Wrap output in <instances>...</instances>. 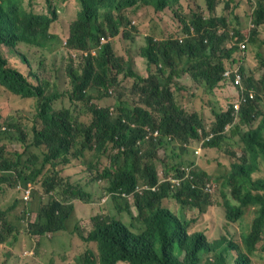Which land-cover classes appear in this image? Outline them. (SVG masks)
I'll return each instance as SVG.
<instances>
[{"label":"trees","instance_id":"16d2710c","mask_svg":"<svg viewBox=\"0 0 264 264\" xmlns=\"http://www.w3.org/2000/svg\"><path fill=\"white\" fill-rule=\"evenodd\" d=\"M77 1L78 15L62 31L56 26L60 15L55 8L57 3L52 0H46L47 4L42 3L40 8L37 0H0V88L10 94L9 98L12 94L24 103L32 100L37 115L48 120L42 130H37L33 125H28L29 129L13 120L2 122L0 115V168L3 172L15 169L14 173L3 175L0 184L6 178L9 181L10 176L15 177V188L18 182L27 186L32 182L36 184V174L41 175L47 165L51 169L49 174H44L41 188L47 194L56 190V196H51L41 208L37 221L30 224L33 229L29 233L41 235L66 231L67 222L72 219L71 201H88L90 195L80 184H70V179L61 177L57 161L63 155L81 159L91 150L95 154L88 175L98 176L96 167L107 168L99 178L109 184L107 193L112 194L116 213L93 217L94 226L85 241L98 243L99 257L88 250L78 264H199L202 254L207 251L212 256L205 264H250V256L257 255V250L264 253V243L258 246L264 238V179H252V174L259 169V160L264 163V57L257 52L258 69L247 68L246 54L239 48V43L254 47L261 41L264 46L258 29L264 26V0H245L247 16L253 24L251 28L237 13L235 0H200L205 9L197 4L198 0H194L195 8L184 7L181 0ZM151 6L152 14L164 15L166 8L173 9L172 18L180 28V34L159 40L145 34L141 17L146 11L143 9ZM42 7L44 10L40 11ZM92 10L99 12L91 16ZM225 10H228L227 15ZM190 28L194 32L190 33ZM119 35L125 45L129 40L131 47L136 44L139 47L142 39L139 53L127 48L118 55L111 42L118 40ZM103 37L111 39L101 44ZM35 47L43 53L64 51L66 80L31 75L28 67L37 63L43 69L45 63L43 59L35 62L28 57L27 52ZM95 49L97 57L82 60L81 51ZM10 59H16L17 64L10 65ZM137 59H147L148 69L145 78L136 76L133 97L116 96L108 102L109 99L104 98L108 90H117L120 85L94 75L95 70L116 69L117 73H123ZM236 66L240 67L244 88L254 93V100L249 101L236 117L238 122L232 117L231 100H224L220 105L216 98L217 91L227 87L223 72ZM47 69L54 73L52 68ZM200 88L215 96V100L211 97L209 100L213 103L209 102L213 115L210 123L188 105L185 108L181 105L187 94L192 97ZM110 106H116L115 115H111ZM82 115H88V119L83 120ZM123 119L127 123H123ZM255 120L258 122L253 125ZM235 122L237 124L230 133L239 136L242 153L230 163L229 173L220 182L218 195L221 198L218 201L212 202L211 193L206 189L211 178L206 173H199L191 183L184 181L178 192L169 189L165 183L158 191L142 189V193L130 195L134 210L120 206L122 200L127 199L124 194L133 193L136 185L157 183L155 164L167 171L174 168L169 155L164 153L169 148V138L175 145H178L176 140L180 142V153L172 150L173 158H180L172 174L176 177L181 165H190L192 160L188 155L209 133L213 137L202 146L225 150L223 140L228 129L225 128ZM145 126L159 131L157 142L143 138ZM12 133L17 134V139ZM9 139L22 143L26 151L20 155L15 152L5 155L13 152ZM33 147L41 151L44 164L31 171L29 178L20 169L25 167L22 159L30 155ZM32 159L36 160L34 154L28 158ZM104 160L108 161L105 166ZM6 191L3 189L2 194ZM18 200L23 201L21 196L17 197L15 208L11 204L9 210H16ZM170 200L173 203L167 206ZM208 206L215 207L227 222L251 218L250 230L243 236V250L231 243L225 244L224 239L208 243L203 233L188 232L189 224L181 210H195L200 215ZM123 213L130 215V222L121 219ZM5 215L0 212V223L5 224V229L0 228V243L18 233L5 235V230L12 232L8 222H3ZM75 229L81 232L78 226ZM232 247L237 248L233 263L228 254Z\"/></svg>","mask_w":264,"mask_h":264},{"label":"rangeland","instance_id":"374dc122","mask_svg":"<svg viewBox=\"0 0 264 264\" xmlns=\"http://www.w3.org/2000/svg\"><path fill=\"white\" fill-rule=\"evenodd\" d=\"M39 3L38 8H40L42 3H46V0H37ZM53 3H57V6L60 10V20L57 22V28H60L62 31H65L71 19H73L77 15L78 7L75 2H69L67 4L58 3L60 0H52ZM238 4V13L240 14L242 20L246 22L247 20V11L248 6L244 0H235ZM184 7H192L195 8L194 0H190L189 4L185 0H181ZM197 4L201 6V9H205V6L202 1L198 0ZM244 4V6H243ZM153 9V6L148 9L144 8L145 14L141 17V28L143 32L150 36H155L156 40H159L164 37H168L170 35L180 34V28L176 25L175 21L172 18L174 14V10L171 8H166L165 14H157L150 13ZM219 10L222 11V6L218 7ZM44 10V7L40 11ZM142 10V11H143ZM227 11L225 10V15H227ZM163 12V11H162ZM164 16V18H163ZM134 17H138V15H134ZM135 19V18H134ZM158 22H157V21ZM261 33V37L264 39V27L259 29ZM160 36V37H159ZM122 37L119 35L118 40H112V44L114 45L116 52L118 55H122L124 49H130L133 53H139V47L143 45L142 39L140 40L139 47L137 44L131 47V42L128 40L125 45V40L121 39ZM111 37H107L106 40H110ZM261 46V49L260 47ZM258 48L263 52L264 46L261 44V41H258L254 47L248 46L247 54H246V67L247 68H256L258 69V63L255 60L256 56L259 55ZM58 53V54H57ZM57 53H49L45 51L44 53L40 48H34L31 51L27 52L29 58L33 59L35 62L37 60H44L43 69L39 67L37 63L31 65V71L37 75L42 76H52L58 77L59 79H65L64 67L67 65V59L63 50L58 51ZM264 55V52H263ZM55 58H58L55 60ZM142 69L145 68V62L147 59L143 61ZM12 64H17L16 61L12 60ZM48 68H52L54 73H50ZM56 75V76H55ZM134 83V79H132V84ZM131 86V82L125 81L123 85L117 88V94L121 97L128 98V89ZM234 89L230 86L227 87V90H218L216 98L221 102L224 100H231V96H233ZM213 94V95H212ZM9 93L0 88V115L1 121L5 120H13L18 122L24 126L33 125L35 126V113L36 110L32 100H27L25 103L19 98H15L11 94V98H9ZM210 97L215 100L214 93L211 94L205 93L202 89H200L197 94L190 97L189 94L186 95L185 100L182 102V106H189L191 110H199L201 113H198L202 118H204L207 123H210L212 120V116L209 114V100ZM7 100H9L8 103ZM113 99H109L108 102H112ZM233 101V100H232ZM211 103V102H210ZM213 103H211L212 105ZM83 120L88 119V115H82ZM238 122V121H237ZM237 122L233 123L231 126L226 127L225 138L223 140L226 145L225 150L222 152H218L216 149L206 148L201 150L199 157H193V154L190 153L188 158L190 160H195V168L205 170L206 174L212 177L211 184H214V187L210 191V195L212 196V202L218 201L221 197L218 195V189L220 185V178L223 177L229 171V166L231 162H234L238 159V157L242 153V143H240V139L238 135H231V130H233L234 126ZM258 120L253 123L256 125ZM14 138H17L16 133H12ZM9 143L11 144V149L13 152L6 153L5 155L13 154L20 155L26 148L22 143L16 142L13 139H9ZM15 145V146H14ZM176 154H179V150H175ZM34 154L36 160H28V157ZM24 156L22 159V163L25 167L20 170L23 171L29 178H31V171L38 170L43 167L44 158L41 151L38 148H31V153ZM180 160V158L174 159L172 156L169 158L170 163H174L175 161ZM92 161L91 153L87 152V155L81 159H73L71 163L66 166H59L58 170L61 171L64 175L66 172H71L70 176L73 177L70 184H80L85 188V190L89 193V200H74L71 201L73 205V211L71 220L67 222L66 228H69L68 231L57 233L59 235H51V237L43 236L40 238H36L35 236L26 234V231L32 230L33 227L30 226L32 222L37 221L38 214L40 213L41 206L47 202V200L56 193L52 191V193L46 195L42 190V182L44 180V174H49L50 165H47L41 175L36 174V184L32 182V186L34 187V191L32 192V197L29 201L23 203V201L18 200V205L16 210H9V205H13L15 208V204L17 202V197L22 196V192L28 191L30 192L27 185H24L20 182L17 184V188L13 187L15 183V177L10 176V180L4 179L1 181L0 187L7 190L5 194L0 195V212H5L6 215L3 217V222L7 221L8 225L12 232L7 233L5 230V235L10 236L13 232L16 233L18 238L17 240L10 239L9 246L11 251L6 247L0 252V264H78L80 257L88 250L92 251L93 254L98 258V243L97 242H86L85 238H87L89 232L93 228V217H103L107 216V214L116 213V203L112 200V196L107 193V188L109 184L104 180L100 179L99 176L93 174H89V164ZM108 161L104 160L103 166L107 164ZM29 166V169H27ZM107 168L104 167H96L99 175L102 176L105 174ZM162 171L164 170L161 167ZM94 171V170H92ZM15 169L10 170L9 172H3L0 168V178L3 175H7V173H14ZM165 172V171H164ZM168 173H172L171 170H168ZM35 174V173H34ZM253 179L264 178V163H261L259 160V169L258 171L253 173ZM219 178V179H218ZM1 180V179H0ZM236 181V180H234ZM233 181V182H234ZM18 185H20V190H18ZM25 186V187H23ZM138 191L141 190L140 187H136ZM135 190L131 194H124V197H127L126 200H122L120 206L126 210H134L132 203V194L136 193ZM119 204V200L117 202ZM173 201L170 200L166 203L167 206L172 205ZM183 210V211H182ZM181 214L185 217V219L190 220V226L188 227V232L192 233L194 231L202 232L206 240L208 242H212L214 240L223 238L227 242H230L233 245L238 246L243 249L245 242L243 235H245V231L247 229V223L249 216H247L240 223H234L232 221L227 222L223 215L218 212L215 207H208L204 214L198 215L195 210H187L182 209ZM180 211V209H179ZM120 217L125 222H130L131 217L128 213L120 214ZM22 219V220H21ZM26 224H29L26 226ZM139 225V223H136ZM78 226L81 232L76 231L75 227ZM0 228L5 229V224L0 223ZM15 234V235H16ZM14 236V235H13ZM264 243V238L258 243V246ZM34 249L35 257L33 259L22 258V256H26L23 253L24 250ZM230 262L236 258V249L232 248L230 253ZM257 255L252 256L250 258V264H264V253H261L257 250ZM210 253H205L202 256V260L199 264H205L206 259L209 257ZM99 264V263H98ZM118 264H126L124 262H119Z\"/></svg>","mask_w":264,"mask_h":264},{"label":"clouds","instance_id":"9594fccd","mask_svg":"<svg viewBox=\"0 0 264 264\" xmlns=\"http://www.w3.org/2000/svg\"><path fill=\"white\" fill-rule=\"evenodd\" d=\"M75 2L76 3V5H77V7H78V11H77V15H78V13H79V11H80V6H79V3H78V1L77 0H67V1H59L58 3H62V4H67V3H69V2ZM246 2H245V0H244V4H245ZM244 4H243V6H244ZM55 8H56V10H57V15H60V10H59V8H58V6H57V4H56V6H55ZM236 11H237V13H238V11H239V9H238V4H237V9H236ZM98 12H99V10H92V11H90V14H91V16H94V15H97L98 14ZM239 14V13H238ZM240 15V14H239ZM246 25H247V27H249V28H251V27H253V24L250 22V18L247 16V20H246ZM57 24V23H56ZM261 27H264V26H260L258 29H260ZM189 31H190V33H192V32H194V30H193V28H190L189 29ZM107 39V37H103L102 39H101V44H104V43H107V42H109L110 40H106ZM179 42H181V40H179ZM258 42V41H257ZM256 42V43H257ZM260 47V49H261V46H259ZM239 48L243 51V52H245V54H247V50H248V46H247V44L245 43V42H241V43H239ZM260 49L258 48V52H260L261 54H262V56L264 57V55H263V52H264V50H263V52L262 51H260ZM81 53H82V60L83 61H85L89 56L90 57H97L98 56V52H97V50L95 49V50H91V51H81ZM12 60H14V61H16L17 62V60L16 59H10V65H12ZM136 62L134 63V64H130L129 65V67L123 72V73H117V70L116 69H113V70H107V71H105L104 69H96L95 70V72L93 73L94 75H96V76H98V77H100V78H102V79H104L105 81H108V82H117L116 84L117 85H123V82H125V81H129V82H131V86L129 87V88H127L128 89V98H131V97H133V94H132V91H133V87H134V83H135V79H136V76H140V77H142V78H145V76L147 75V63L145 62V68L144 69H142V65H143V61H144V59H137V60H135ZM31 66L30 67H28V70L30 71V73H31V75H33V74H35L34 72H32L31 71ZM30 75V76H31ZM37 75V74H36ZM223 79H225L226 80V82H227V87L228 86H230V87H232L233 89H234V93H233V96H231L232 98H231V108H232V117L234 116V121H237L236 120V117H238V114L240 113V111L244 108V107H246L247 105V103L249 102V101H253L254 100V93L252 92V91H248V90H246L245 88H244V86H243V84H242V74H241V72H240V67L239 66H236V67H234V68H231V69H226L224 72H223V77H222ZM132 79H134V83L132 84ZM29 80H30V82H32V84L33 85H37V83L35 82V81H33V79H30L29 78ZM115 84V85H116ZM227 87L226 88H224V89H226L227 90ZM117 89V88H116ZM200 89H202V88H200ZM224 89H222V90H224ZM203 90V89H202ZM117 91L118 90H114V89H109L108 90V94L107 95H105L104 96V98H107V99H114L116 96H119L118 94H117ZM204 91V90H203ZM135 96V95H134ZM119 97H121V96H119ZM135 97H137V98H139L138 96H135ZM27 100V99H26ZM233 100V101H232ZM110 109H111V115H115L116 114V111H117V108H116V106H110L109 107ZM183 108H185V106H183ZM197 114L198 113H201L199 110H194ZM209 114L212 116L211 118H212V120H213V115H212V113H211V110H210V108H209ZM199 115V114H198ZM122 116V114H119V117H121ZM200 116V115H199ZM201 117V116H200ZM202 118V117H201ZM204 119V118H203ZM211 120V121H212ZM35 129H37V130H42L43 128H44V126H45V124H47L48 123V120L44 117V116H38L37 115V111H36V113H35ZM254 122H256V120L254 121ZM253 122V123H254ZM123 123H127V120L126 119H123ZM3 129H5V128H3ZM144 131H145V133H144V136H143V138L145 139V140H147V141H153V142H157V140L159 139V137H160V134H159V131L157 130V129H151L150 127H147V126H145L144 128ZM226 129V128H225ZM13 136V135H12ZM213 137V134L212 133H209L208 135H206L205 137H203L202 139H201V142H200V144L198 145V146H196V147H194L193 148V151H192V154H193V157H199L200 156V153H201V150H202V148L203 149H206L207 147H203L202 146V144L204 143V141H209L211 138ZM17 139V138H16ZM0 140H1V137H0ZM168 140H170V145H169V148L168 149H166V150H164V153H165V155H169V157H173V155H172V150L175 152V150H181V148L178 146V145H180V142L178 141V140H176V143L178 144V145H175V142L172 140V139H168ZM184 147H187V145L186 146H184ZM78 148H81L80 146H78ZM210 149H213V148H210ZM214 149H216V148H214ZM73 150H75V148H73ZM218 152H222V150H219V149H216ZM87 152H90L91 153V157H92V161L94 160V158H93V155L95 154V152H93V151H91V150H89V151H87ZM87 152L85 153V155H87ZM29 158V157H28ZM44 158V157H43ZM73 159H77V158H75V157H70V158H68L66 155H63L62 157H60V160L59 161H57L58 163H59V165H58V167L59 166H66V165H68L69 163H71V160H73ZM67 161H69V162H67ZM180 162V160H178V161H175L174 163H173V165H174V168L173 169H170L171 171H172V173H168V171L166 170V168L165 167H163V166H161V165H159V164H155V172H156V179H157V183L156 184H154V185H149V184H144V185H142V184H138V185H136V187H140L141 186V190L140 191H138V189H135V190H137V193H142V189L143 190H148V191H158L159 189H160V187H161V185L162 184H167V187L169 188V189H171L172 191H179V190H181V186H182V183L184 182V181H189L190 183L192 182V181H194V179L196 178V176H198V174L199 173H206V171L205 170H201V169H198V168H195V160H192L191 161V163H190V165H181L179 168H178V171L176 172V177H173L172 176V174L175 172V165L176 164H178ZM25 166V165H24ZM58 167H57V170H58ZM161 167H163L164 168V170L162 171V169H161ZM230 167V166H229ZM229 170H230V168H229ZM165 171V172H164ZM71 172H66V174L64 175L61 171H60V175H61V177L62 178H64V179H73V177L72 176H70L71 174H70ZM228 173H229V171H228ZM227 173V174H228ZM227 174H225L223 177H225ZM253 175V174H252ZM98 176L100 177V175L98 174ZM208 177H210L211 178V180H212V177L211 176H209L208 175ZM223 177H219L220 178V182H222L223 181ZM218 178V179H219ZM252 179H253V176H252ZM259 179H264V178H259ZM259 179H256V180H259ZM254 180V179H253ZM211 182L212 181H210V184H207L206 185V189L208 190V192L210 193V191H211V189L214 187V184H211ZM20 185L18 186V190H20ZM28 188H29V190H30V192H29V197H28V199H25V195H26V192L27 191H25V192H22L21 191V193H22V200L24 201V202H27V201H29L30 199H31V197H32V192L34 191V187L32 186V185H29L28 186ZM2 191H3V188L2 187H0V195H1V193H2ZM52 193V192H51ZM46 195H48L47 193H45ZM50 194V193H49ZM110 196L112 195V194H109ZM56 196V194H53L52 195V197H55ZM45 204V203H44ZM44 204L41 206V208L44 206ZM208 207H210V206H208ZM207 207V208H208ZM2 208H0V210H1ZM183 209H187V208H183ZM41 210V209H40ZM205 213V212H204ZM203 213V214H204ZM182 215V214H181ZM183 217V216H182ZM184 218V220L185 221H187L188 222V224H189V226H190V220H187V219H185V217H183ZM246 217H242V218H240V219H238L237 221H235L234 223H240V221L242 220H244ZM249 221H248V223H247V229H246V231H245V234H247L248 232H249V230H250V225H251V218H249L248 219ZM36 222V221H35ZM35 222H32V224H34ZM29 224H26V226H28ZM69 230V228H67L66 229V231H68ZM62 232H64V231H62ZM57 233H60V232H57ZM57 233H52V232H46V233H42L41 235H38V234H31V233H29V230L28 231H26V234H29V235H32V236H35L36 238H40V237H43V236H48V237H51V235L53 234V235H59V234H57ZM192 233H200V231H194V232H192ZM192 233H190V234H192ZM202 233V232H201ZM205 236V235H204ZM244 236V235H243ZM17 238H18V236H17V234L16 235H14V236H12V237H10V238H8L7 239V241L6 242H3V243H0V252H1V250L3 249V247H6L8 250H10L11 251V248H10V246H9V242H10V239H12V240H17ZM205 239H206V237H205ZM220 239H223V238H220ZM217 240H219V239H217ZM225 240V239H224ZM207 241V240H206ZM214 241H216V240H214ZM214 241H212V242H214ZM208 242V241H207ZM208 243H210V242H208ZM228 243H230V242H227L226 240H225V244H228ZM233 245V244H232ZM236 246V245H235ZM236 247H238V246H236ZM232 248H235V247H232ZM232 248H230L229 249V251H228V254L230 253V251H231V249ZM239 248V247H238ZM244 248H245V245H244ZM243 248V249H244ZM236 249V253H237V248H235ZM241 249V248H240ZM243 249H241V250H243ZM23 253L24 254H26V256H22V258H29V259H33L34 257H35V252H34V249H26V250H24L23 251ZM207 253H209L208 251L206 252V254ZM243 253H246V251L244 250L243 251ZM203 255H205V253L204 254H202V256ZM230 255V254H229ZM202 256H201V260H202ZM211 256H212V253H210V255H209V257L207 258V259H209V258H211ZM250 258H252V256H250ZM206 259V260H207ZM201 262V261H200ZM199 262V263H200Z\"/></svg>","mask_w":264,"mask_h":264},{"label":"built area","instance_id":"2783aa9c","mask_svg":"<svg viewBox=\"0 0 264 264\" xmlns=\"http://www.w3.org/2000/svg\"><path fill=\"white\" fill-rule=\"evenodd\" d=\"M28 197H29V192L27 191L25 195V199H28Z\"/></svg>","mask_w":264,"mask_h":264}]
</instances>
